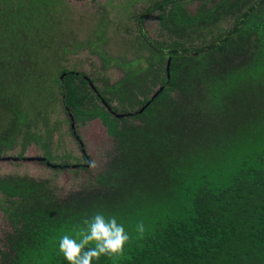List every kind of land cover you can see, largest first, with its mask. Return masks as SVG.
<instances>
[{
	"label": "trees",
	"instance_id": "16d2710c",
	"mask_svg": "<svg viewBox=\"0 0 264 264\" xmlns=\"http://www.w3.org/2000/svg\"><path fill=\"white\" fill-rule=\"evenodd\" d=\"M185 1L155 2L139 18L156 68L130 72L104 94L97 90L101 98L84 73L57 74L70 124V114L78 125L101 120L114 153L97 185L66 197L29 176L0 177V209L13 226L0 264H68L59 238L97 211L115 216L133 240L123 259L94 264H264V0H201L194 16ZM166 8L160 22L170 42H154L144 22ZM31 45L27 39L15 58L8 53L7 67L0 61V155L16 140L43 147L53 139L31 131L33 120L4 87L29 81L17 78H24L22 65L36 66L26 57ZM170 59L167 71L161 64ZM44 158L53 164L50 153ZM53 165L58 172L72 167Z\"/></svg>",
	"mask_w": 264,
	"mask_h": 264
},
{
	"label": "rangeland",
	"instance_id": "374dc122",
	"mask_svg": "<svg viewBox=\"0 0 264 264\" xmlns=\"http://www.w3.org/2000/svg\"><path fill=\"white\" fill-rule=\"evenodd\" d=\"M161 1L0 0V61L7 67L8 53L17 52L12 54L13 58L19 56L28 39L35 49L31 48V54L26 57L36 65L21 66L24 78H17V82L29 80L21 88H17L15 83L4 87L7 93L13 92L10 95L14 103L22 106L33 120L31 131L46 140H49L51 132L53 136L50 145L45 143L43 147L34 141L24 146L23 139L20 142L16 140L12 149H6L0 155V177L29 176L46 182L55 194L62 197L98 184L97 177L106 171L116 145L99 119L75 125L92 163L88 169L78 171L70 168L58 172L39 161H24L18 155L24 150L22 158L39 159L50 153L52 163L56 165L68 162L77 168L78 165L89 164L79 142L70 132L71 124L64 113L55 83L57 74L63 69L84 73L96 80L95 86L104 94L106 86L120 85L130 72L156 68L157 60L150 54L138 22L152 4ZM183 5L189 15L194 16L202 2L189 0ZM168 10L155 11L144 22L143 31L154 42H170V32L164 30L165 34H162L160 22V16L167 15ZM223 27L228 28L229 25L223 24ZM196 29L200 32V27L194 31ZM59 48L66 54H56ZM161 65L166 68L167 61ZM117 105V102L113 103V106ZM4 120L2 127L8 129L10 119ZM5 158L19 160H3ZM12 231L10 220L0 209V250L5 249Z\"/></svg>",
	"mask_w": 264,
	"mask_h": 264
},
{
	"label": "clouds",
	"instance_id": "9594fccd",
	"mask_svg": "<svg viewBox=\"0 0 264 264\" xmlns=\"http://www.w3.org/2000/svg\"><path fill=\"white\" fill-rule=\"evenodd\" d=\"M146 228L143 221L136 225L137 239H142ZM132 235L115 216L106 217L97 211L83 219L81 226L71 234L59 238L58 250L68 264H94L101 258L123 259Z\"/></svg>",
	"mask_w": 264,
	"mask_h": 264
},
{
	"label": "flooded vegetation",
	"instance_id": "af4514ba",
	"mask_svg": "<svg viewBox=\"0 0 264 264\" xmlns=\"http://www.w3.org/2000/svg\"><path fill=\"white\" fill-rule=\"evenodd\" d=\"M79 76V75H78ZM84 79L87 81V82H89V87L91 88V86H90V83H92L91 82V79L88 77V76H84ZM88 79L90 80V81H88ZM93 84V83H92ZM93 86H94V92L97 94L96 96L97 97H99V98H101V94H99L98 93V89H96V87H95V84H93ZM93 89V88H92ZM100 102H102L103 103V101H100ZM103 105H104V103H103ZM108 110H109V108H108ZM67 111H69V110H67ZM109 111H111V110H109ZM72 114H70L69 115V117H71V120L75 123V125H76V121H75V118L73 117V119H72ZM73 124V123H72ZM72 130H73V135H76L77 134V130H76V126H75V128L73 129L72 128V125H71V127H70ZM76 140L78 141H80V147L82 148V154H83V156H84V159H85V161L87 162V160H90V158H89V156H87V154H86V150H85V145H84V143H83V141H82V139L79 137V138H76ZM86 158H87V160H86ZM22 160H25V159H27V158H21ZM36 159H38V158H36ZM40 159H45V162H41V163H45L44 165H46V166H48V164H50L51 166H48L49 168H52V169H55L54 168V166L55 165H53V164H51L50 162H46L47 161V159L46 158H40ZM88 163L89 164H86V165H78V167H83V168H85V169H88V168H90V166L92 165V163H90V161H88ZM55 167H57V166H55ZM75 167V165L74 166H72L71 168H73V169H75L74 168ZM78 167L76 168V169H78ZM83 168H81V169H83Z\"/></svg>",
	"mask_w": 264,
	"mask_h": 264
},
{
	"label": "water",
	"instance_id": "95a60500",
	"mask_svg": "<svg viewBox=\"0 0 264 264\" xmlns=\"http://www.w3.org/2000/svg\"><path fill=\"white\" fill-rule=\"evenodd\" d=\"M170 65H171V59L168 61V64H167V71H170ZM65 75H63V77H64ZM62 77V78H63ZM88 81H90L89 79H88ZM90 86H91V88H93V90L95 89L94 88V86H93V84L92 83H90ZM158 96V94H155L154 96H153V98H152V100H154L156 97ZM151 102L152 101H150V102H148L147 104H146V106H144L140 111H139V113H142L148 106H150V104H151ZM104 104H105V101L103 102ZM109 110H111V109H109ZM117 117H124V115H120V114H115ZM72 119H73V117H72ZM72 128L74 129L75 128V123L73 122V124H72ZM3 160H7V161H10V160H14V161H18L19 159L18 158H5V159H3ZM24 161H29V162H35V161H39V162H45V159H36V158H27V159H25ZM48 166H51L50 164H48ZM54 168H56L55 166H54ZM75 168V167H74Z\"/></svg>",
	"mask_w": 264,
	"mask_h": 264
},
{
	"label": "bare ground",
	"instance_id": "6f19581e",
	"mask_svg": "<svg viewBox=\"0 0 264 264\" xmlns=\"http://www.w3.org/2000/svg\"><path fill=\"white\" fill-rule=\"evenodd\" d=\"M78 135V134H77ZM77 138H79V136H77Z\"/></svg>",
	"mask_w": 264,
	"mask_h": 264
}]
</instances>
